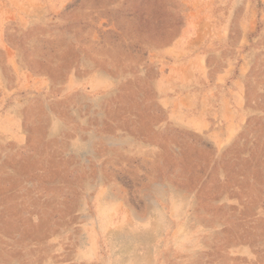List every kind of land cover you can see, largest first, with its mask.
Here are the masks:
<instances>
[{"label":"rangeland","instance_id":"374dc122","mask_svg":"<svg viewBox=\"0 0 264 264\" xmlns=\"http://www.w3.org/2000/svg\"><path fill=\"white\" fill-rule=\"evenodd\" d=\"M0 264H264V0H0Z\"/></svg>","mask_w":264,"mask_h":264}]
</instances>
